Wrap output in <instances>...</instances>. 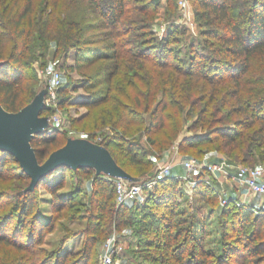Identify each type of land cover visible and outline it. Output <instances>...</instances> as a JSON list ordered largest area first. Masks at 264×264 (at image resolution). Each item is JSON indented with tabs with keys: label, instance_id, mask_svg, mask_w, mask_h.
<instances>
[{
	"label": "trees",
	"instance_id": "1",
	"mask_svg": "<svg viewBox=\"0 0 264 264\" xmlns=\"http://www.w3.org/2000/svg\"><path fill=\"white\" fill-rule=\"evenodd\" d=\"M19 1L9 6L6 25L0 24L12 28L8 34L0 32V105L6 111L17 112L30 102L34 94L27 99L22 94L24 80L33 70L31 50L51 44L54 59H66L76 50L79 73L86 66L105 62L80 85L95 89L84 103L88 113L83 119L93 118L84 129L94 133L88 140L106 148L138 183L149 181L150 172L134 176L123 165L142 166L137 155L142 138L157 155L176 144L179 155L188 158L202 160L216 154L234 164H264V0H189L193 9L211 16L206 23L213 28L200 33L205 38L202 51L194 49V40L187 44L185 58L178 57L168 44L170 35L157 45L146 37L147 8L159 0H46L38 15H34L35 0H22L18 6ZM71 9L78 19H67ZM88 16L98 21L85 23ZM93 28L100 30L96 39L86 38ZM33 32L39 34L34 46ZM11 40V48L5 52ZM104 41L108 43L94 45ZM59 90L64 93L66 88ZM45 110L42 116H46ZM188 123L192 135L179 139ZM99 130L103 132L97 137ZM65 142L54 128L36 135L31 146L41 164ZM116 153L124 154L125 160L120 162ZM10 161L16 163L12 177V168L7 166ZM145 164L146 169L149 163ZM66 170L94 174L83 248L70 253L61 245L45 252L40 246L45 234L54 229V216L46 217L45 223L40 220L36 194L39 188L48 192L52 212L57 214L74 208L79 191L67 198L57 193ZM207 174L198 175L191 201L177 178L166 177L145 192L143 203L117 205L106 177L87 167L58 168L26 191L29 178L12 155L0 151V179L18 182L11 194L16 200L10 207L12 213L2 217L0 248H9L11 261L7 264H90L99 237L115 225L132 229L140 246L138 264H264V208L238 206L232 198L221 206L218 192L204 180ZM203 204L212 205L207 215L220 224V239L212 241L214 245L208 249L205 219L198 215ZM188 209H192L187 213L189 225H175L173 218ZM13 218L15 227L9 226ZM183 221L179 217L178 223Z\"/></svg>",
	"mask_w": 264,
	"mask_h": 264
},
{
	"label": "rangeland",
	"instance_id": "2",
	"mask_svg": "<svg viewBox=\"0 0 264 264\" xmlns=\"http://www.w3.org/2000/svg\"><path fill=\"white\" fill-rule=\"evenodd\" d=\"M13 1L14 0H0V24L2 23L6 25V23L8 22L6 13ZM45 1L46 0H35L34 15H38L41 12ZM21 3L22 0L18 2V6ZM189 11V14H187L188 19L182 20L180 9L178 6V0H159V2L155 6H148V16L150 17L152 15L153 18L150 20H148L149 17L146 18L149 23V29L145 33L146 37L152 39L154 44L157 45V42H159L162 38H167L170 35V41L168 44L175 50V54H177L180 58H185L188 51L187 44L193 40L196 41L194 49H196L197 51H202L201 46L205 42V38H203L200 33L204 29L213 28V24L206 23V21H209V19H211V16L203 13L201 9H193L191 5ZM76 14L77 13H75V9H71L69 14L70 16L66 17L69 20H75L78 19ZM97 21L98 20L92 16H88L86 20H84L85 23H95ZM21 27L23 26L21 25ZM1 31L8 34L12 31V28L9 26L8 28L0 27V32ZM99 31V29L93 28L86 33L85 37L91 39L95 38ZM17 34L18 33L15 32L14 36ZM31 36L33 38L31 39V44L34 46L36 45L34 44V39L36 37H39V34L33 32ZM11 42L12 40L6 46L5 52H9L12 45ZM106 43L108 42H96V44L94 45L100 46L105 45ZM31 52L34 57L33 60L30 61L33 70L27 74L25 78L26 80H24L25 89L23 91L22 97L27 99L31 97L32 93V95L34 94L31 97L33 99L37 93L46 89V87L48 86L49 78L45 75V70L48 68L58 70L62 76L61 87L66 88V91L64 93H61L59 89L57 90V92L55 93V97L49 99L46 110L44 111V115H57L61 119V125L56 128L60 133L61 141L65 142L69 138H81L88 140L90 138V134L94 133L90 130L84 129V127L86 126V123L90 122L93 118L91 117L90 120L86 121L83 119L88 113L87 107L84 106V103H86L87 101L86 98L88 97V93L95 89H83L80 88V85L86 77L95 74L101 64H104L105 62L99 61L91 66H86L85 68L81 69V72L79 73V71H77L76 69V50L74 49L70 51L66 59H61L59 57L54 59L53 45L51 44L48 45L46 49L35 47V49L31 50ZM71 67H74L75 69L71 70ZM46 96L48 97V95ZM97 113L98 111L96 110V114ZM188 125L189 123L186 124V127L184 131L180 133L179 138L182 137V135H192L193 132L187 131ZM103 130L96 131V136H101ZM140 141L141 146L139 147L140 149H138L137 155H139L142 159V166L133 167L127 164L123 165L124 168L128 172H131V174L134 176H139L143 171L144 174L142 175H145L149 172L153 173L155 171V168L158 165L162 164L165 160V157H163L162 155L163 153L161 155L155 154L144 138H142ZM173 148L177 149L176 144H174L170 149ZM142 154L144 155L141 156ZM115 155L120 162H123L125 160L124 154L116 153ZM215 156L216 154H209L203 157L202 160L204 159L207 162H210L211 159L215 158ZM182 157H186L183 158V160H185L190 156L186 155L181 156V158ZM220 158L222 159L221 161H228V159L223 156H221ZM145 163H149V166L146 169ZM7 166L9 170L12 168L11 171H9L10 176H14L16 173V163L14 161H10ZM245 166L261 168L264 170V164L261 163H258L255 166ZM86 174H88L87 171L74 173L70 170H66V172L64 173L63 185L57 191V193L60 196L67 198L66 196H68L72 192H79L77 193L78 202L75 204V207L69 210H63L60 214H57V212H52V207L49 203L52 196L48 192L43 190V188H39V191L36 194V205L38 207V215L40 220L44 221L45 223L48 222L45 219L46 217L54 216V229L52 232L45 234L42 245L40 246L43 251L52 252L54 250H57L61 245L63 247V251L70 253H77L83 248L86 235L85 231L88 222L87 215L88 211L90 210V201L95 190V185L92 181V177L94 176V174H88L89 177L84 178V175ZM105 177V179L108 181L107 186L113 193L114 179L117 178H110L108 176ZM134 179L136 180V182L130 183H138L139 179ZM17 184L18 182L12 179H0V225L2 224V217H5V215L12 213L10 207L13 203L16 202V200L11 196V194H13V192L17 190ZM180 187L182 188V184H180ZM203 205L204 206L201 207V211H199L198 215L202 220L205 219L204 221L206 223V236L204 241L206 243L205 248L208 249L210 247H213L214 244H212V241H215V239H220V236L218 234V231L220 230V224L218 223L216 218H209L207 215V211L209 210L210 206L212 207V205ZM187 213H192V209H188L185 214L183 213L176 215L173 218L175 225L178 224L181 227H187L190 221V219H188ZM179 217H182L186 222L183 221V224H179ZM16 221V218L10 220L9 226L14 225L15 227ZM111 237H115L116 241L120 243L121 247V251L113 256L114 264H138L140 262V260H137L140 246L136 243V240L133 237L132 229L128 227L118 228L117 226L112 225L109 228L108 233L99 237L97 243L94 245L91 252L92 259L90 264H102V248L107 239ZM8 251V247L0 248V264H7L11 261L10 258L8 259L7 257Z\"/></svg>",
	"mask_w": 264,
	"mask_h": 264
},
{
	"label": "water",
	"instance_id": "3",
	"mask_svg": "<svg viewBox=\"0 0 264 264\" xmlns=\"http://www.w3.org/2000/svg\"><path fill=\"white\" fill-rule=\"evenodd\" d=\"M46 95V89L40 91L17 112H8L0 105V151L12 155L29 178L26 191H32L46 175L58 168L76 170L87 167L93 169L96 175L136 182L115 163L106 148L87 139H67L62 147L52 151L40 164L31 141L36 135L50 133L54 129L48 117L41 115L46 108ZM152 175L150 173L149 176Z\"/></svg>",
	"mask_w": 264,
	"mask_h": 264
},
{
	"label": "built area",
	"instance_id": "4",
	"mask_svg": "<svg viewBox=\"0 0 264 264\" xmlns=\"http://www.w3.org/2000/svg\"><path fill=\"white\" fill-rule=\"evenodd\" d=\"M178 6L180 9V15L182 20H186L187 14L190 10L189 0H178ZM45 75L49 78L48 86L46 87L48 97L45 98V104L47 106L49 99L55 97V93L62 85L61 73L56 69H46ZM49 123L52 127L57 128L61 125V119L57 115L47 116ZM175 149V148H173ZM182 166L185 170L184 176L176 177L180 184L185 183L187 190L191 192L194 188L197 177L202 172L210 173H224L229 174V176L235 180L239 185L245 187L247 191L253 194H257L264 198V170L261 168L247 167L241 164H234L229 161L220 162H207L206 160H198L196 158H188L182 161ZM171 170L170 162H163L158 165L150 176L151 179L144 183H128L123 179H114V192H115V202L117 205L139 202L143 203L146 197L145 192L152 190V188L160 181H163L169 174ZM197 176V177H196ZM204 180L209 183V180L204 176ZM219 203L224 206L228 202V198L218 193ZM238 206L243 205L239 201H235ZM264 206L254 208L257 210ZM121 251L120 243H118L115 237L107 239L102 248V264H114L113 256Z\"/></svg>",
	"mask_w": 264,
	"mask_h": 264
},
{
	"label": "crops",
	"instance_id": "5",
	"mask_svg": "<svg viewBox=\"0 0 264 264\" xmlns=\"http://www.w3.org/2000/svg\"><path fill=\"white\" fill-rule=\"evenodd\" d=\"M190 135L191 134L182 135V137H180L179 139L188 137ZM162 155L163 157H165L164 162L171 163V170L167 177L176 178L178 176L185 175V170L182 166L183 158H181V156L177 152V149H170L164 152ZM220 157L221 156L216 155L215 158L211 159L210 162L212 163L220 162L222 160ZM206 178L209 180L211 187H213L218 193H221L227 198L236 199L243 205H248L253 208L264 206L263 197L247 191L245 187L239 185L235 180H233L229 176V174H224L220 172L210 173L206 175ZM182 188L191 201V199L193 198V189H191V192L188 191L187 190L188 188L185 186V183H182Z\"/></svg>",
	"mask_w": 264,
	"mask_h": 264
}]
</instances>
